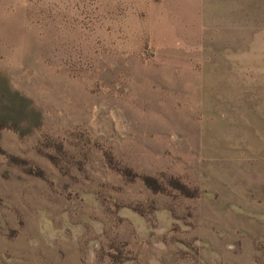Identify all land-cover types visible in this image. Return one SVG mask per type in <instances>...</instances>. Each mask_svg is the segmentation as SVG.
Listing matches in <instances>:
<instances>
[{
    "label": "rangeland",
    "instance_id": "obj_1",
    "mask_svg": "<svg viewBox=\"0 0 264 264\" xmlns=\"http://www.w3.org/2000/svg\"><path fill=\"white\" fill-rule=\"evenodd\" d=\"M0 73V264H264V0H0Z\"/></svg>",
    "mask_w": 264,
    "mask_h": 264
},
{
    "label": "trees",
    "instance_id": "obj_2",
    "mask_svg": "<svg viewBox=\"0 0 264 264\" xmlns=\"http://www.w3.org/2000/svg\"><path fill=\"white\" fill-rule=\"evenodd\" d=\"M39 123V112L31 104L30 99L12 89L5 76L0 73V130L7 127L19 135H25L36 128ZM121 172L129 178L138 176L131 173L129 168ZM139 177L146 186L153 190H164L165 188L161 182H156L148 175H139ZM166 182L178 192H187V188L174 177L166 179Z\"/></svg>",
    "mask_w": 264,
    "mask_h": 264
}]
</instances>
